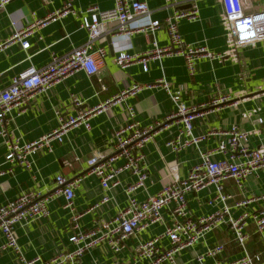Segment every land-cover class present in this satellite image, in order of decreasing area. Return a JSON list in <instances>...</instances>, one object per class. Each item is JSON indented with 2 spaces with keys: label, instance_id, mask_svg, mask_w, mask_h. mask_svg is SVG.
I'll return each mask as SVG.
<instances>
[{
  "label": "crops",
  "instance_id": "crops-1",
  "mask_svg": "<svg viewBox=\"0 0 264 264\" xmlns=\"http://www.w3.org/2000/svg\"><path fill=\"white\" fill-rule=\"evenodd\" d=\"M65 1L10 0L4 7L0 6L1 87L8 86L13 76L31 66L42 67L54 55H64L84 43L87 30L81 27V13L87 8L106 10L113 6V0H71L77 14H68L45 26L33 28L28 37L30 47L24 49L21 39L15 35L26 30L34 19L43 18L63 7ZM147 1L151 19L162 20L173 11L163 0ZM195 6L199 10L198 18L182 19L179 22L183 39L188 43L203 44L211 51L224 53L228 41L221 23V5L215 0H177L175 9L190 11ZM263 9L264 0H249L246 11ZM148 23L149 17L142 15L129 25L138 28ZM111 27L115 28L116 25ZM98 43L107 51L101 75H88L83 70L72 73L22 107L13 109L6 124V131L12 137L21 141H34L57 128L62 117L94 110L90 120L91 128L87 129L83 125L75 127L67 133L62 143H54L51 150L39 149L30 155V168L6 162V145L0 135V202L30 190L51 195L57 190V175L69 178L81 176L82 181L75 189L74 207L76 213H82V227L90 229L101 220L114 218L127 206V187L134 183L135 177L128 172L121 173L120 183L108 191L103 189L98 177L87 174L90 160L94 155L112 152L116 129L131 119L127 106L134 107V118L143 126L175 110L171 95L156 84L162 78L168 81L172 91L179 92L182 99L190 104L208 102L225 94L240 96L234 99L237 104H223L198 116L193 122L196 135L213 130L216 133L186 150L174 151L167 145L183 129L181 122L172 121L159 129L143 148L149 177L145 185L134 193L137 199L144 200L174 179L184 177L199 162L200 151L218 146L227 138L226 132L234 124L250 132V147L264 145V39L242 47L237 61L229 58L225 61L198 59L194 74L189 73L185 59L180 55L150 60L147 71L143 70L140 62L126 68L114 62L115 56L121 51L145 54L153 43L167 45L169 34L164 27L155 33L135 32L129 41H119V37L104 33ZM134 84L143 85V88L128 97L126 104L119 102L99 107ZM74 98L80 101V105H75ZM220 156L216 154L213 158ZM223 186L224 193L231 196L225 203L231 207L233 215L244 210L255 212L264 208L263 172L248 178L242 187L232 179L225 180ZM104 195H108L110 200L101 202ZM216 195L217 188L213 184L197 193H191L188 197L190 214L201 217L223 206L221 201L209 203ZM251 196L260 199L245 206H237V202ZM64 204L65 198L62 195H53L49 202V216L18 224L17 240L27 258L40 256L50 259L74 248L69 241L72 214L64 208ZM172 222L171 211L164 209L162 220L129 238L121 253H113L102 245L87 252L75 264L131 261L135 256V247L140 242L162 233ZM247 230V250L255 264H260L264 261V242L254 223L250 222ZM5 243L6 238L0 232V264H21L18 253L11 248H3ZM160 244L164 250L170 247L168 239H163ZM215 245H223V253L216 257L206 256L200 261L199 257ZM242 254L243 249L236 242L231 229L221 225L193 246L178 252L173 262L165 261L161 264H225ZM144 263L141 261L140 264Z\"/></svg>",
  "mask_w": 264,
  "mask_h": 264
},
{
  "label": "built area",
  "instance_id": "built-area-1",
  "mask_svg": "<svg viewBox=\"0 0 264 264\" xmlns=\"http://www.w3.org/2000/svg\"><path fill=\"white\" fill-rule=\"evenodd\" d=\"M9 1L0 0V6L4 7ZM163 1L171 6L173 11L162 20L150 18L147 0H113L110 9L87 8L81 13V27L87 30V39L84 43L64 55H54L42 67L31 66L20 72L12 77L8 86L0 85L2 127L0 135L6 145L7 163L30 168L32 165L30 155L38 152L39 149L51 150L54 143H62L67 133L75 127L83 125L87 129L91 128L90 120L94 110L79 111L77 114L62 117L57 128L34 141H21L12 137L6 131V124L13 109L22 107L39 93L60 83L72 73L83 70L88 75H101L107 51L98 42L104 33L119 37V41H129L135 32L155 33L159 28L164 27L169 34L167 45L159 46L153 43L145 54L121 51L115 56L114 62L122 68L140 62L143 70L147 71L150 60L180 55L185 59L190 74L195 73L198 59L225 61L229 58L237 61L242 47L264 39V9L246 11L249 0H215L222 7L221 23L228 41L224 53L211 51L203 44L188 43L183 39L179 22L182 19H197L199 10L196 6L193 10L181 11L175 9L177 0ZM68 14H77L71 0H66L63 7L48 13L43 18L34 19L26 30L17 33L15 37L21 39L22 47L27 49L30 47L29 32L33 28L45 26ZM142 15L149 17V23L132 28L130 22ZM113 24L116 25L115 28L111 27ZM156 84L162 86L171 95L175 102V110L164 118L143 126L134 118V107L127 106L131 119L116 129L112 152L94 155L89 163L87 174L98 177L103 189L108 191L120 183L121 173L128 172L135 177L134 183L127 187L129 195L127 206L114 218L101 220L90 229L82 227L80 223L82 213H76L74 207L75 189L82 181L81 176L69 178L62 174L57 175V190L51 195L30 190L13 199L0 202V232L6 238L3 248H11L18 253L21 264H75L87 252L102 245L113 253H121L129 238L162 220L164 209L171 211L173 222L167 225L162 233L140 242L135 247V256L131 261L114 260L110 264H140L141 261H144V264L173 262L178 252L193 246L221 225H227L231 229L236 242L243 249L240 257L225 264H255L246 246L249 240L247 228L250 222L254 223L256 231L264 242V208L255 212L244 210L238 215H233L231 207L225 203L231 196L224 193L223 183L227 179H232L242 187L251 176L264 173V145L250 147V132L244 131L238 124L230 127L226 132L227 138L214 149L200 151L199 162L194 164L184 177L174 179L156 194L149 195L144 200H139L134 195L145 185L149 177L143 148L159 129L172 121L181 122L183 129L170 139L167 145L174 151L186 150L216 133L213 130L196 135L193 132L194 120L205 111L217 109L223 104H237L234 99L240 96L225 94L214 97L208 102L190 104L182 99L179 92L172 91L165 78L159 79ZM142 88L143 85L134 84L99 107L119 102L126 104L128 97L137 94ZM73 101L75 105H80L77 98ZM216 154L221 156L213 158ZM209 184L217 188V195L209 203L221 201L224 204L208 215L193 217L189 212L188 197ZM53 195H62L65 198L64 208L72 214L69 241L74 248L50 259L40 256L27 258L22 253L17 240L16 228L21 222L28 223L49 216V202ZM258 199L260 198L257 196H251L237 202V206H245ZM109 200L110 197L104 195L101 202ZM163 239L170 241L168 249H162L160 242ZM223 251V245L209 247L199 260L202 261L206 256H219ZM260 264H264V261Z\"/></svg>",
  "mask_w": 264,
  "mask_h": 264
},
{
  "label": "water",
  "instance_id": "water-1",
  "mask_svg": "<svg viewBox=\"0 0 264 264\" xmlns=\"http://www.w3.org/2000/svg\"><path fill=\"white\" fill-rule=\"evenodd\" d=\"M110 37V36H109ZM111 38V37H110Z\"/></svg>",
  "mask_w": 264,
  "mask_h": 264
}]
</instances>
